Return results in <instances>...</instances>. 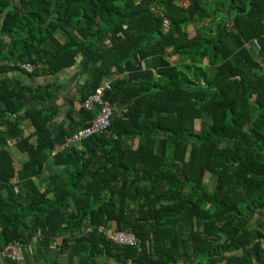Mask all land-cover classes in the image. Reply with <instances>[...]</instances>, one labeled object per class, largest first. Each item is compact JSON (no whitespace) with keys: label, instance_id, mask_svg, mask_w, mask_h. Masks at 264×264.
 <instances>
[{"label":"trees","instance_id":"trees-1","mask_svg":"<svg viewBox=\"0 0 264 264\" xmlns=\"http://www.w3.org/2000/svg\"><path fill=\"white\" fill-rule=\"evenodd\" d=\"M66 74L77 109L58 122L67 86L24 77ZM106 80L110 127L70 142ZM0 255L264 264V0H0Z\"/></svg>","mask_w":264,"mask_h":264},{"label":"built area","instance_id":"built-area-1","mask_svg":"<svg viewBox=\"0 0 264 264\" xmlns=\"http://www.w3.org/2000/svg\"><path fill=\"white\" fill-rule=\"evenodd\" d=\"M255 44H258V41H254ZM22 68H24L27 72L32 71V67L30 64H22ZM110 89V81L106 80L100 85L92 94H90L83 103V107L86 110H94L98 107V111L93 118V120L89 123L87 127L78 131V133L69 141H81L91 135L97 133H103L108 130L110 127L113 118L115 117L114 107L104 99V93ZM98 230L103 234V236L119 245H136L139 249L140 243L137 237L128 230H116L112 227H104L99 226Z\"/></svg>","mask_w":264,"mask_h":264},{"label":"crops","instance_id":"crops-1","mask_svg":"<svg viewBox=\"0 0 264 264\" xmlns=\"http://www.w3.org/2000/svg\"><path fill=\"white\" fill-rule=\"evenodd\" d=\"M3 39L5 40V42L8 40L5 36L3 37ZM24 80L28 83L34 84V85H46L49 82H57V84H63L66 85V94L65 92H63L59 98V100L57 101V104H59L61 106V115L60 118L58 119V122L63 121L64 119L67 120V118L65 117L66 114L68 113L69 109L71 108V106L75 107L77 109V83L76 82H69L68 81V76L66 75H62V76H57V77H53V78H45V77H37L35 79H28L26 77H24ZM72 102H74V104H72ZM29 131H31V128L29 127L28 129ZM9 144V152L12 154L13 159H14V165H15V169H19L20 168V164L22 162V160L25 158V156L20 155L18 153V151L15 149V147L12 146V143L8 141ZM136 144V142H135ZM21 156L22 159L19 162V166L18 168H16V164H15V157H19ZM8 253L10 255H12L13 257H20L21 259H24L23 257L26 256V253L24 252V250L20 249L17 245H12L9 247L8 249ZM1 257V255H0Z\"/></svg>","mask_w":264,"mask_h":264},{"label":"rangeland","instance_id":"rangeland-1","mask_svg":"<svg viewBox=\"0 0 264 264\" xmlns=\"http://www.w3.org/2000/svg\"><path fill=\"white\" fill-rule=\"evenodd\" d=\"M191 29H192V27L189 26L188 30L192 31ZM21 159H22L21 156L15 157V164L17 165L16 168H18L19 162L21 161ZM213 185H214V179L212 177H206L205 178V187H206V189H208L210 191L212 189ZM54 253H56L55 250H54ZM66 258H67V256L63 255V259H66Z\"/></svg>","mask_w":264,"mask_h":264}]
</instances>
